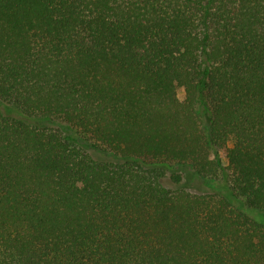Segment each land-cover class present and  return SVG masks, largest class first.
<instances>
[{
  "label": "trees",
  "instance_id": "trees-1",
  "mask_svg": "<svg viewBox=\"0 0 264 264\" xmlns=\"http://www.w3.org/2000/svg\"><path fill=\"white\" fill-rule=\"evenodd\" d=\"M0 264H264V0H0Z\"/></svg>",
  "mask_w": 264,
  "mask_h": 264
},
{
  "label": "rangeland",
  "instance_id": "rangeland-1",
  "mask_svg": "<svg viewBox=\"0 0 264 264\" xmlns=\"http://www.w3.org/2000/svg\"><path fill=\"white\" fill-rule=\"evenodd\" d=\"M179 94H180V96H181V97H183V92H182V91H180V93H179Z\"/></svg>",
  "mask_w": 264,
  "mask_h": 264
}]
</instances>
